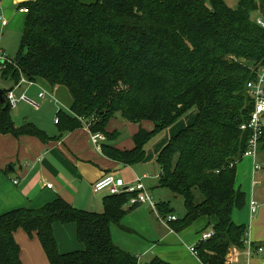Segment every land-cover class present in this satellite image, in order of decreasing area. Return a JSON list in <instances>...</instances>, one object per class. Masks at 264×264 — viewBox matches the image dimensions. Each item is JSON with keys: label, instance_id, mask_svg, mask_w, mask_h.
Instances as JSON below:
<instances>
[{"label": "trees", "instance_id": "trees-1", "mask_svg": "<svg viewBox=\"0 0 264 264\" xmlns=\"http://www.w3.org/2000/svg\"><path fill=\"white\" fill-rule=\"evenodd\" d=\"M22 6L28 13L18 52L0 63L4 81L12 83L3 96L21 74L48 91L67 89L69 112L57 111L60 132L87 124L109 138L117 134L105 130L115 116L151 121V129L139 127L133 134L130 150L102 145L105 155L128 165L142 162L145 144L194 107V120L156 156L158 187L169 198L155 209L162 217L176 216L166 222L175 232L200 217L216 218L204 229L213 235L196 245L202 264H224L232 248L242 250L247 228L232 220L233 209L245 203L235 189L236 163L249 137L240 125L253 109L246 82L264 65V27L257 23L264 22V0H237L235 7L223 0H34ZM0 133L44 139L31 122L14 124L7 101L0 102ZM130 196L108 194L101 213L75 208L58 195L37 208L2 212L0 264H22L14 238L18 228L35 232L50 264H137L113 243L110 231ZM178 199L181 215L171 206ZM54 222L75 223L85 248L60 253Z\"/></svg>", "mask_w": 264, "mask_h": 264}, {"label": "crops", "instance_id": "crops-1", "mask_svg": "<svg viewBox=\"0 0 264 264\" xmlns=\"http://www.w3.org/2000/svg\"><path fill=\"white\" fill-rule=\"evenodd\" d=\"M32 1L34 0H0V57L1 54L4 56L8 54L1 42L4 32H23L26 14L19 12L18 9ZM3 19L6 20V24H2ZM6 82L12 85L2 77L0 87L5 89ZM61 89L54 88L49 91L47 89L50 96L43 100H40L38 94L46 89L37 82L27 86L21 84L15 90L16 94L25 92L29 97L39 100L41 107L35 110L28 104L19 102L11 109L14 124L20 126L31 122L43 132L44 139L31 134L14 136L0 133V214L18 207L37 208L53 200L57 195L75 208L101 213L103 199L108 194L98 195L99 192H94L92 185L106 173L122 178L126 183H131L136 176H140L144 185L146 180L152 185V187L145 185L150 193L152 188L163 191L158 187L160 167L156 162V156L178 129L194 120L197 111H188L175 124L151 138L144 146L143 161L128 165L108 157L101 149L98 150L91 141V131L87 124L72 131L58 130L55 123L57 111L61 108L69 112L71 102V100L69 103L64 100L65 103L62 102L59 96ZM43 109L44 112H41ZM54 111L56 116L53 122L47 124L46 118L50 117L48 112ZM115 118L116 120L107 125L105 130L107 133L115 131L117 134L106 138L101 133L102 139L99 141L101 147L105 144L118 150H130L134 146L132 136L139 127L147 130L153 127L151 121L134 123L120 116L113 119ZM262 147L263 144L260 143L256 157L244 156L236 163L235 189L244 193L245 203L244 209H233L232 220L235 224L245 225L247 237L254 244L264 248V147ZM255 165L259 168L255 169ZM13 180H17V183L14 184ZM46 184H50L51 187H46ZM163 197L165 200L169 198V194ZM160 200L162 199L159 198ZM251 201L257 203V210L254 213L250 210ZM122 208L126 213L118 222L111 224V237L116 246L136 257L137 264H152L153 260L163 264H202L199 258L191 253L190 247L197 245L206 226L214 225L216 222L214 216L211 217L214 221L212 225L205 224V218H200L199 226H205L201 228L200 235L195 237L190 233L192 225L175 232L161 220L155 207L148 204L132 205L126 202ZM52 232L60 253L85 248L77 239V227L73 222H54ZM14 238L20 248L22 264H50L35 232L28 235L22 228H18L14 232ZM230 254L236 258L237 264L245 263L243 250L232 248ZM254 258L258 264H264V252L260 257Z\"/></svg>", "mask_w": 264, "mask_h": 264}, {"label": "built area", "instance_id": "built-area-1", "mask_svg": "<svg viewBox=\"0 0 264 264\" xmlns=\"http://www.w3.org/2000/svg\"><path fill=\"white\" fill-rule=\"evenodd\" d=\"M18 11L26 14L28 13V7L21 6ZM257 23L264 27V22L261 18H257ZM2 24H6L5 19L2 20ZM0 59L3 61L5 58L1 56ZM253 71L256 76L249 79L246 82L245 87L246 93L253 99V109L248 117V120L240 125L241 130L249 132L246 149L243 152L242 157H256L257 150L260 146V138L264 130V65L258 66ZM24 82H27L28 84L32 83V81H29L21 76L19 82L15 84L12 89L6 92L5 99L9 103L11 109L15 108L19 102H24L31 108L38 110L41 107V102L39 100L29 97L25 94V92H21L20 94L15 93V90ZM48 95L50 96V92L47 90H42L38 94L40 100L45 99ZM57 121L58 117L55 118V123H57ZM101 139V133L91 132V141L98 150L101 149L99 143ZM257 168H259V166L255 165V169ZM13 183L16 184L17 180H13ZM46 187L50 188L51 185L46 184ZM92 188L94 192L105 191L109 195L129 194L131 195L128 201L130 204H148L152 207H155L156 204L151 193L145 187L142 177L140 176H136L133 182L126 183L122 178L106 173L93 183ZM250 210L252 213L257 210V203L255 201L250 202ZM175 219L176 216L172 214H169L166 217L161 216V220L165 223ZM212 235L213 230L209 229L201 234L200 240H206ZM243 243L244 248L242 250L244 251L245 256L244 264H258L254 257H260L263 254V246L254 244L248 237ZM190 251L192 254L197 256L196 246L190 247ZM236 261V258L231 257V254L229 253L224 264H237Z\"/></svg>", "mask_w": 264, "mask_h": 264}, {"label": "rangeland", "instance_id": "rangeland-1", "mask_svg": "<svg viewBox=\"0 0 264 264\" xmlns=\"http://www.w3.org/2000/svg\"><path fill=\"white\" fill-rule=\"evenodd\" d=\"M81 1H83V2H86V3H89V2H93V1H95V0H81ZM228 6H230V7H235L236 6V3H237V0H223ZM256 16V14L255 13H253V14H251V18L253 19L254 17ZM21 34L22 33H20V32H17V31H11V32H7V31H5L4 32V36H2V45H4V47H6V49H7V51H8V54H6V55H10L11 57H13V58H15L16 57V54H17V52H18V48H19V44H20V40H21ZM10 51V52H9ZM3 57H6V55L4 56L3 54H1ZM9 58V57H6V58H9V59H12V58ZM21 76H23L22 74H21ZM1 82H2V73H1V71H0V84H1ZM27 82H24L22 85H24V86H27ZM2 85H3V83H2ZM8 82H6V83H4V87L5 88H8ZM59 96L61 97L60 99L62 100V102L63 103H65L64 101H67L68 103H69V101H70V96H69V93H68V91H67V89H65V88H62L61 89V91H60V93H59ZM58 100V99H57ZM64 100V101H63ZM196 112V109L193 107L189 112ZM41 112H44V109L41 111ZM42 114V113H41ZM53 114V115H52ZM48 115H50V117L49 118H46V122H47V124H50V122L52 123L53 122V118L56 116V113H55V111L52 113V112H48ZM190 116V114L187 116V118ZM193 116V115H192ZM116 120V118L115 119H111L110 120V122H108L107 123V125L109 126V124L111 123V122H114ZM186 126V125H185ZM184 127V126H183ZM263 147H264V142H263ZM262 147V148H263ZM145 181V180H144ZM145 185L147 186V187H152V185L150 184V182H148L147 180L145 181ZM105 193H107V192H105V191H101V192H99V193H97L98 195H105ZM165 194L166 195H168V193L165 191V190H163V191H159V190H156L155 188H152V193H151V195H152V197H153V199H154V201H155V203H157L158 201H159V198H161V199H164V197L163 196H165ZM171 206L173 207V209H174V211H175V213L176 214H178V215H181L182 213H183V203H182V201L180 200V199H178V200H172L171 201ZM238 210H242V209H244V206H242L241 208H237ZM201 219H203V218H205V224L207 223V224H209V225H212L213 224V219L211 218V217H207V216H203V217H200ZM197 219L195 222H193L191 225H192V227H191V229L190 230H192V231H190V233L192 234V235H194L195 237H197L198 235H200V233H201V228L202 227H204V226H202V227H200L199 225H200V221H201V219ZM190 225V226H191ZM233 257V256H232Z\"/></svg>", "mask_w": 264, "mask_h": 264}, {"label": "water", "instance_id": "water-1", "mask_svg": "<svg viewBox=\"0 0 264 264\" xmlns=\"http://www.w3.org/2000/svg\"><path fill=\"white\" fill-rule=\"evenodd\" d=\"M0 102L5 103L6 99L3 96V88L0 87Z\"/></svg>", "mask_w": 264, "mask_h": 264}]
</instances>
